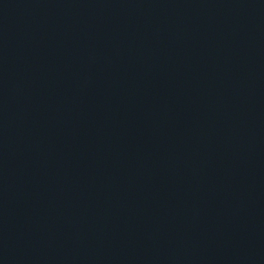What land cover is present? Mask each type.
Returning <instances> with one entry per match:
<instances>
[{"label": "water", "instance_id": "water-1", "mask_svg": "<svg viewBox=\"0 0 264 264\" xmlns=\"http://www.w3.org/2000/svg\"><path fill=\"white\" fill-rule=\"evenodd\" d=\"M0 264H55L46 127L22 0H0Z\"/></svg>", "mask_w": 264, "mask_h": 264}]
</instances>
